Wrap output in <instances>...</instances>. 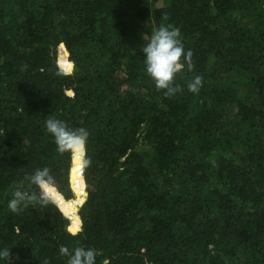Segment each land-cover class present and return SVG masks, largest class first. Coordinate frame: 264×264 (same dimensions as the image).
Returning <instances> with one entry per match:
<instances>
[{"label":"trees","instance_id":"trees-1","mask_svg":"<svg viewBox=\"0 0 264 264\" xmlns=\"http://www.w3.org/2000/svg\"><path fill=\"white\" fill-rule=\"evenodd\" d=\"M161 26L192 52L172 96L141 51ZM48 119L88 130L86 167ZM44 167L63 215L10 211ZM61 246L96 264H264V0H0V249L67 264Z\"/></svg>","mask_w":264,"mask_h":264},{"label":"clouds","instance_id":"clouds-1","mask_svg":"<svg viewBox=\"0 0 264 264\" xmlns=\"http://www.w3.org/2000/svg\"><path fill=\"white\" fill-rule=\"evenodd\" d=\"M141 51L144 56L145 72L154 82L155 87L158 90H164L165 96L175 95L179 91L174 83L176 75L184 71L185 66L189 71L193 68L192 52L184 49L180 30L173 26L157 28ZM201 86L202 78L196 76L188 83L187 88L189 92L195 94ZM45 127L54 139L58 153H68L82 167L90 163L86 158V142L89 136L86 128H71L60 119L46 120ZM27 180L30 185L35 186L38 194L15 190L8 201L10 211L18 212L22 207L39 204L45 207L51 205L63 215L59 207L62 197L55 187L54 177L49 168H37L27 176ZM76 232V229L72 230L73 235ZM59 252L68 258L67 264H96V253L91 248L78 247L70 252L66 246H61ZM0 264H11L9 249H0Z\"/></svg>","mask_w":264,"mask_h":264},{"label":"water","instance_id":"water-1","mask_svg":"<svg viewBox=\"0 0 264 264\" xmlns=\"http://www.w3.org/2000/svg\"><path fill=\"white\" fill-rule=\"evenodd\" d=\"M77 211V210H76Z\"/></svg>","mask_w":264,"mask_h":264}]
</instances>
